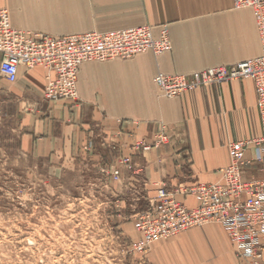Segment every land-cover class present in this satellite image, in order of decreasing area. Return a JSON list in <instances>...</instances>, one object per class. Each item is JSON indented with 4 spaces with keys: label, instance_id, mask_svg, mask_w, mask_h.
Instances as JSON below:
<instances>
[{
    "label": "crops",
    "instance_id": "1",
    "mask_svg": "<svg viewBox=\"0 0 264 264\" xmlns=\"http://www.w3.org/2000/svg\"><path fill=\"white\" fill-rule=\"evenodd\" d=\"M0 7L8 8L14 27L53 36L150 25L158 37L161 26H169L170 51L83 63L77 104L44 99L42 67H20L15 83L0 75V91L17 102L23 151L51 166H76L82 158L100 167L114 155L131 154L155 196L161 180L172 186L190 183L188 175L216 181L218 170L229 163L228 144L262 133L252 80L215 84L173 98L164 96L154 82L159 72L191 74L261 55L251 8H236L234 0H0ZM161 125L174 130L168 132L167 143L145 152L134 149L142 139L152 142ZM89 141L94 142L90 152L84 150ZM254 155L251 144L247 156ZM139 173L123 170L125 186L138 182ZM244 177L263 178L264 162L246 165ZM185 200L195 204L191 196ZM172 243L178 251L176 264H243L221 225L195 230Z\"/></svg>",
    "mask_w": 264,
    "mask_h": 264
},
{
    "label": "built area",
    "instance_id": "2",
    "mask_svg": "<svg viewBox=\"0 0 264 264\" xmlns=\"http://www.w3.org/2000/svg\"><path fill=\"white\" fill-rule=\"evenodd\" d=\"M234 6L253 10L263 46L261 55L191 74L159 72L154 82L164 96L173 98L215 84L252 80L262 133L253 140L228 144L229 163L218 170L216 181L196 179L176 186L167 180L159 181L152 205L139 212L135 222L136 229L142 234L134 246L139 252H146L158 239L217 223L227 230L235 255L243 264H264V177H244L246 165L264 162V0H234ZM171 49L168 24L161 26L158 37L150 25L53 36L14 27L8 8L0 7V75L15 83L20 67H42L45 70L44 99L51 102H80L77 81L80 67L85 62L128 59L147 51L157 56ZM169 131L174 130L161 125L152 142L142 139L133 147L143 152L159 148L168 142ZM251 144H254V157L247 156ZM93 148V141L84 146L88 152ZM110 163L107 173L115 181L122 178L123 170H137L131 154L114 155ZM187 196L193 197L194 205L186 202Z\"/></svg>",
    "mask_w": 264,
    "mask_h": 264
},
{
    "label": "rangeland",
    "instance_id": "3",
    "mask_svg": "<svg viewBox=\"0 0 264 264\" xmlns=\"http://www.w3.org/2000/svg\"><path fill=\"white\" fill-rule=\"evenodd\" d=\"M106 162L91 166L80 158L58 167L25 153L16 99L0 91V264H176L174 239L220 226H197L135 250L138 213L155 196L141 165L132 172L138 182L127 187L109 176L112 160Z\"/></svg>",
    "mask_w": 264,
    "mask_h": 264
},
{
    "label": "bare ground",
    "instance_id": "4",
    "mask_svg": "<svg viewBox=\"0 0 264 264\" xmlns=\"http://www.w3.org/2000/svg\"><path fill=\"white\" fill-rule=\"evenodd\" d=\"M149 52V51H148Z\"/></svg>",
    "mask_w": 264,
    "mask_h": 264
}]
</instances>
